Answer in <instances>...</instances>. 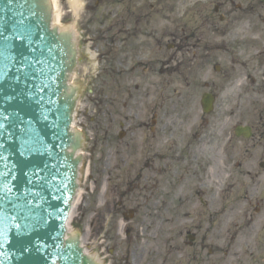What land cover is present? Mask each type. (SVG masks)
I'll list each match as a JSON object with an SVG mask.
<instances>
[{"label": "rangeland", "instance_id": "374dc122", "mask_svg": "<svg viewBox=\"0 0 264 264\" xmlns=\"http://www.w3.org/2000/svg\"><path fill=\"white\" fill-rule=\"evenodd\" d=\"M51 1L60 28L73 27L79 43L72 83L81 89L75 130L82 131L85 147L71 229L81 235L84 249L104 264H264V180L260 203L246 201L242 187L230 200L205 207L185 196L187 191L179 193L185 165L160 162L157 139L141 126L155 116L163 125L176 113L199 116L200 98L214 92L212 119L227 117L231 127L246 123L263 130L264 44L259 40L258 52L248 58L215 51L207 71L196 75L204 59L190 63L193 57L180 53L170 61L176 52L168 48L187 31L180 21L172 23L174 0H81L77 12L71 0ZM178 12L186 21L187 10ZM133 13L151 19L144 29L154 36L127 38L134 41L117 61L118 46L111 45L106 31L113 20L136 17ZM261 22L264 29V18ZM246 76L251 77L242 83ZM257 144H241V162L253 153L242 172H260L264 154L254 153ZM257 207L262 211L253 231L248 216L254 217ZM189 236L195 237L192 246Z\"/></svg>", "mask_w": 264, "mask_h": 264}, {"label": "water", "instance_id": "95a60500", "mask_svg": "<svg viewBox=\"0 0 264 264\" xmlns=\"http://www.w3.org/2000/svg\"><path fill=\"white\" fill-rule=\"evenodd\" d=\"M52 12L49 0H0V264H103L68 232L84 143L72 126L81 89L70 85L74 34L53 26Z\"/></svg>", "mask_w": 264, "mask_h": 264}, {"label": "flooded vegetation", "instance_id": "af4514ba", "mask_svg": "<svg viewBox=\"0 0 264 264\" xmlns=\"http://www.w3.org/2000/svg\"><path fill=\"white\" fill-rule=\"evenodd\" d=\"M173 10L176 12L172 23L175 25L180 21V25H183L187 31L183 40L175 39L174 45L168 48L169 50L175 48L176 52L170 61H174L177 55H181L180 53L191 55L193 58L190 63H194V58L196 62L197 59H204V63L197 64L196 75L207 71L205 66L208 64L209 56L215 51L232 53L238 58H248L258 52L259 40V44H264V29L261 24V20L264 18L261 13L264 11V0H174ZM179 10H187L184 13V15H188L186 21L177 17ZM158 12L156 11L155 15ZM150 20L145 14L144 16L139 14L133 18L115 19L111 22L106 31V38L111 45L118 46L117 50L115 49L118 53L117 61H120L121 56L124 55V51L121 52L124 46L128 47L132 45L131 41H134L127 38L135 37L142 40L146 34L154 36L153 33L146 32L144 29L150 26ZM117 41L123 42L125 45L120 46ZM251 63L252 61L249 62V64ZM115 64L111 70L117 64L121 66L123 63ZM239 64H242L241 59ZM180 73L182 74V72ZM218 73H221V69ZM188 77H192L191 73ZM250 77L246 76L242 83H246ZM210 93L214 97L210 114L204 113L202 109V114L199 116H184L176 113L168 120L171 123L165 125L161 124L158 117L155 116L150 125L142 123L141 126L149 128V132L157 139V147L162 149V155L159 156L160 162L166 161L168 166L171 163L185 165L179 184L181 195L187 191L185 196H188L189 199L198 198L202 205L208 207L210 201L230 200L236 192L239 193L240 189L244 187L245 200L250 203L256 200L260 203L263 199L259 198L258 188L262 184L261 181L264 180V161L260 162V172H254L252 169L242 172L241 169L251 164L250 159L253 158V153L250 154L247 161L241 162L238 158L241 156V144L245 142H257L258 144L253 147L254 153L263 151L264 154V125L261 124L263 130H257L246 123L242 125L239 123L231 127V118L227 117L217 121L212 119L216 109L217 94ZM181 98L186 97L181 94ZM240 98L242 99V97ZM237 111L240 112V107L237 108ZM234 115L236 114L233 113L231 116ZM239 126L250 127L252 137L250 139L237 137L236 129ZM246 179H251L253 182L244 183ZM163 189L164 187H162ZM262 208L264 209V204H262ZM261 211L262 209L257 207L255 216H248L250 218L248 227H251L253 231L256 229L258 215H261ZM225 214L226 211L223 215ZM192 237L193 243H195V237ZM193 243L190 245L192 246Z\"/></svg>", "mask_w": 264, "mask_h": 264}, {"label": "bare ground", "instance_id": "6f19581e", "mask_svg": "<svg viewBox=\"0 0 264 264\" xmlns=\"http://www.w3.org/2000/svg\"><path fill=\"white\" fill-rule=\"evenodd\" d=\"M70 2H72V5H73V8L75 9V11L77 12L79 9H80V6H81V0H71ZM53 26H56L57 28H60V24H59V19L57 17V15L55 14V10H54V16H53ZM61 29V28H60ZM64 29H68V30H73V27H68V28H64ZM78 199H79V193L77 195V198L73 204V208H72V211H71V215H70V218H69V224H68V228H69V233H71L72 229H71V221H72V217H73V211H74V208L76 206V203L78 202ZM121 226H123L121 224Z\"/></svg>", "mask_w": 264, "mask_h": 264}]
</instances>
